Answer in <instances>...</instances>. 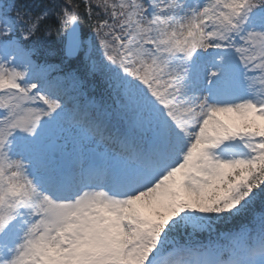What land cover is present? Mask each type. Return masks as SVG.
Returning a JSON list of instances; mask_svg holds the SVG:
<instances>
[{
  "label": "snow or ice",
  "instance_id": "obj_1",
  "mask_svg": "<svg viewBox=\"0 0 264 264\" xmlns=\"http://www.w3.org/2000/svg\"><path fill=\"white\" fill-rule=\"evenodd\" d=\"M82 2L90 19L93 7L111 18L92 31L128 104L154 124L155 149L110 188L65 195L59 177L30 176L11 152L15 134L35 137L62 105L0 62V264H264V217L259 243L238 238L228 260L167 252L173 232L239 215L264 195V0ZM78 7L64 0L57 25L75 26ZM49 15L17 9L16 21L0 19V41L17 22L28 40ZM210 50L236 56L213 58L208 95H190Z\"/></svg>",
  "mask_w": 264,
  "mask_h": 264
},
{
  "label": "rangeland",
  "instance_id": "obj_2",
  "mask_svg": "<svg viewBox=\"0 0 264 264\" xmlns=\"http://www.w3.org/2000/svg\"><path fill=\"white\" fill-rule=\"evenodd\" d=\"M149 2L150 0H141L146 7ZM182 2L196 5L202 3L203 0H182ZM0 19L16 21V10L12 7L10 0H0ZM109 20L112 23L111 18ZM16 26L20 31L23 29L18 22ZM235 43L240 42L236 40ZM22 46L18 38L12 35L7 40L0 41V62L7 61L18 69L25 70L29 81L39 83L43 91L55 97L62 105L55 118H45L41 122L35 137H25L21 133L15 134L11 152L15 158L22 159L27 165L30 176L44 181L50 180L53 176L61 179L64 172L68 170H74V175L77 174L78 179L89 172L92 176L95 168L92 170L89 168L87 153L89 149H92L98 155V164L101 166V173L97 174V177L104 184L103 188H110L113 184L111 179L114 182L127 171L138 167L129 164L130 161L120 153L118 147L138 144L135 148L141 158L154 152V124L146 113L128 104L127 97L119 88L116 80L117 70L104 59L100 48V37L95 32L82 43L80 52L84 53L89 66L94 70L98 69L100 77L106 78L109 96H111L108 101L86 97L81 88V82L72 76L55 74L49 67L35 64L29 51ZM210 53L213 55L209 56ZM199 55L201 57L200 75L189 93L193 96L208 95L206 89L210 87V83L207 73L214 70L213 58L216 64H220V56L235 57L236 53L231 50H210L208 53L201 52ZM50 141L57 142L60 151L67 153L69 160L67 170H62L58 165V160L49 157L46 153L45 147ZM80 186L72 184L71 187L76 188L77 191L81 189ZM260 235L261 231L254 233L251 230H243L235 235L224 237L227 239L226 245L220 251L215 247L202 250L191 248V250L194 254L211 251L218 254L220 259L228 260L238 238L243 237L241 240L243 246L252 247L259 243ZM172 251L173 249H167V252Z\"/></svg>",
  "mask_w": 264,
  "mask_h": 264
},
{
  "label": "trees",
  "instance_id": "obj_3",
  "mask_svg": "<svg viewBox=\"0 0 264 264\" xmlns=\"http://www.w3.org/2000/svg\"><path fill=\"white\" fill-rule=\"evenodd\" d=\"M12 7L23 10L25 16L31 14L33 17L48 10L50 15L41 23L40 29L28 40L21 39L20 29L16 26L12 36L18 38L22 47L29 51L31 59L35 64L51 68L55 74L72 76L81 82V88L88 98L94 100H110V92L107 88L106 78L100 77L98 69L90 67L85 59L84 53L80 52L75 59H67L63 52L64 36L68 26H58L55 13L64 0H10ZM78 17V26L82 42L86 41L92 34L94 25H98L105 18L103 13L97 15L94 7L89 13L85 11L82 0H72ZM110 72V70L108 71ZM264 217V195H257L254 203L239 215L225 214L223 219H215V222L206 225L204 229L193 231L191 228H182L173 232L169 237L168 249L180 246L187 249L202 250L207 247H215L219 251L226 245V236L235 235L243 230H251L256 233L261 231V219Z\"/></svg>",
  "mask_w": 264,
  "mask_h": 264
},
{
  "label": "water",
  "instance_id": "obj_4",
  "mask_svg": "<svg viewBox=\"0 0 264 264\" xmlns=\"http://www.w3.org/2000/svg\"><path fill=\"white\" fill-rule=\"evenodd\" d=\"M81 45V37H80V30L78 23L75 26H69L64 40V55L67 59L76 58L79 53V48ZM46 151L49 156L53 157L54 159L59 158V144L55 141H51L46 146ZM90 156V161L92 163L98 162V156L94 153L92 149L88 151ZM62 159L59 161V166L62 169H67L69 166V161L67 157V153L62 151Z\"/></svg>",
  "mask_w": 264,
  "mask_h": 264
},
{
  "label": "bare ground",
  "instance_id": "obj_5",
  "mask_svg": "<svg viewBox=\"0 0 264 264\" xmlns=\"http://www.w3.org/2000/svg\"><path fill=\"white\" fill-rule=\"evenodd\" d=\"M114 139H116V137H114ZM112 141H113V139H112ZM97 170H100V169H97ZM74 174H75L74 170H68V171L64 172V175H62V177H61V180L64 183V185H66V182L67 183L70 182L71 184L80 182V179L77 180V177H76L77 174L76 175H74Z\"/></svg>",
  "mask_w": 264,
  "mask_h": 264
}]
</instances>
